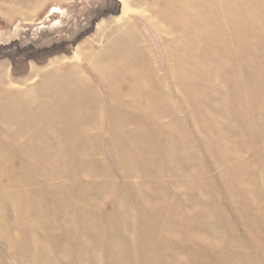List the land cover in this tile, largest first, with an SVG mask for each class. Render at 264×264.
<instances>
[{
  "label": "rangeland",
  "instance_id": "obj_1",
  "mask_svg": "<svg viewBox=\"0 0 264 264\" xmlns=\"http://www.w3.org/2000/svg\"><path fill=\"white\" fill-rule=\"evenodd\" d=\"M125 1L0 0V264H264V0Z\"/></svg>",
  "mask_w": 264,
  "mask_h": 264
},
{
  "label": "crops",
  "instance_id": "obj_2",
  "mask_svg": "<svg viewBox=\"0 0 264 264\" xmlns=\"http://www.w3.org/2000/svg\"><path fill=\"white\" fill-rule=\"evenodd\" d=\"M49 1L52 2L53 0H45L46 3L49 2ZM55 1H58V0H55ZM46 3H44V4H46ZM16 9H17V11H16L17 13H20L21 12V7H20L19 4L16 5ZM107 27H110V26L99 27V30H103V32H105L104 30H106ZM110 30H118V29H114V28L110 27Z\"/></svg>",
  "mask_w": 264,
  "mask_h": 264
},
{
  "label": "bare ground",
  "instance_id": "obj_3",
  "mask_svg": "<svg viewBox=\"0 0 264 264\" xmlns=\"http://www.w3.org/2000/svg\"><path fill=\"white\" fill-rule=\"evenodd\" d=\"M119 2L123 5V9H127L128 8V3H127V1H125V0H119Z\"/></svg>",
  "mask_w": 264,
  "mask_h": 264
}]
</instances>
